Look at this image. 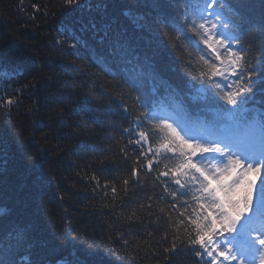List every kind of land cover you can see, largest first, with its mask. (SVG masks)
Masks as SVG:
<instances>
[{
    "label": "snow or ice",
    "instance_id": "6c2138e0",
    "mask_svg": "<svg viewBox=\"0 0 264 264\" xmlns=\"http://www.w3.org/2000/svg\"><path fill=\"white\" fill-rule=\"evenodd\" d=\"M60 9L68 17L95 12L103 24L98 27L92 16L87 24L77 19L63 25L54 37L59 50L71 49L77 58L86 53L116 81L122 97H134L137 111L123 131L129 144L139 148V166L123 184L128 191L141 186L142 173H155L159 198L171 210L170 231L161 238L166 246L158 258L171 264L187 252L196 264H264V0H138L118 15L109 14L107 0H60ZM89 30L93 38L103 33L99 43H106L105 51L85 39ZM169 48L183 58V76L177 73L175 81L156 67L157 58L164 62ZM193 52L198 53L195 62ZM21 75L18 65L0 57V78L19 83L0 94L5 116L19 110L28 89L35 88L20 81ZM185 88L190 101L200 99V110L215 117L197 135L187 121L174 126L154 111L161 89L182 101ZM193 89L200 95H193ZM118 106L125 114L130 111L123 99ZM156 133L159 141L153 147ZM161 157L168 161L162 168ZM8 164L0 148V173ZM96 184L100 186L98 180ZM103 187L107 195L108 185ZM111 192L115 201V185ZM4 220L0 215V264H35L25 258L37 243L35 225L19 220L5 225ZM42 247L46 259L41 264H89L87 257L98 250L95 244L83 254L75 246L45 242Z\"/></svg>",
    "mask_w": 264,
    "mask_h": 264
},
{
    "label": "trees",
    "instance_id": "16d2710c",
    "mask_svg": "<svg viewBox=\"0 0 264 264\" xmlns=\"http://www.w3.org/2000/svg\"><path fill=\"white\" fill-rule=\"evenodd\" d=\"M107 2L109 14L118 15L138 0ZM255 2L259 4V0ZM92 16L100 27L103 21L95 12L76 17L62 14L60 0H0V57L19 66L20 81L35 85L28 89L19 110L11 116L0 112V148L9 160L7 169L0 173V208L4 210L0 215L5 216V225L16 220L35 225L37 243L25 257L35 264L46 259L45 242L68 249L75 246L81 254L95 244L98 250L87 257L89 264H169L158 257L166 246L161 238L170 231L167 216L171 210L159 198L161 189L154 181L155 173H142L141 186L129 187L128 191L123 184L130 178L131 169L139 166V148L129 144L130 137L123 131L130 127L137 111L134 97H122L116 81L86 53L77 58L71 49L61 51L54 43L63 25L77 19L87 24ZM102 35L93 38L89 30L84 37L103 52L106 43H99ZM254 43L259 46V39ZM245 46L250 45L246 42ZM197 56L192 53L193 62ZM164 57V62L156 60L159 73L173 81L177 73L183 76L181 53L169 48ZM15 87H19L17 81L0 78V94ZM185 92L186 88L180 93L181 101L161 89V104L156 97L154 111L164 116L165 102L178 110L191 108L189 124L209 125L215 118L213 112L201 111L203 102L190 101ZM193 95L200 94L193 89ZM122 99L130 108L126 114L118 106ZM158 141L156 133L152 146ZM139 159L145 163L142 156ZM161 159L162 168L168 161ZM113 185L117 188L115 201ZM171 264L196 261L185 252Z\"/></svg>",
    "mask_w": 264,
    "mask_h": 264
}]
</instances>
